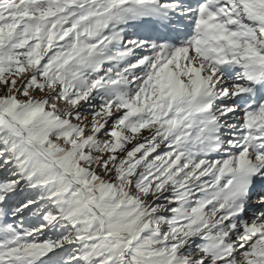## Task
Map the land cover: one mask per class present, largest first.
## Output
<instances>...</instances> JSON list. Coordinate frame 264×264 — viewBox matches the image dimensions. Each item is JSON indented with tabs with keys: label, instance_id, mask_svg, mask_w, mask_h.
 <instances>
[{
	"label": "snow or ice",
	"instance_id": "1",
	"mask_svg": "<svg viewBox=\"0 0 264 264\" xmlns=\"http://www.w3.org/2000/svg\"><path fill=\"white\" fill-rule=\"evenodd\" d=\"M0 264H264V0H0Z\"/></svg>",
	"mask_w": 264,
	"mask_h": 264
},
{
	"label": "trees",
	"instance_id": "2",
	"mask_svg": "<svg viewBox=\"0 0 264 264\" xmlns=\"http://www.w3.org/2000/svg\"><path fill=\"white\" fill-rule=\"evenodd\" d=\"M31 215V213H29V212H26L25 213V216L27 217V216H30ZM9 219H11V218H9Z\"/></svg>",
	"mask_w": 264,
	"mask_h": 264
}]
</instances>
